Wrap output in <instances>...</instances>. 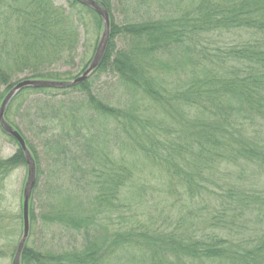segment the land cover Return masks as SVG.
Masks as SVG:
<instances>
[{"label": "trees", "instance_id": "trees-1", "mask_svg": "<svg viewBox=\"0 0 264 264\" xmlns=\"http://www.w3.org/2000/svg\"><path fill=\"white\" fill-rule=\"evenodd\" d=\"M96 1L110 25L91 75L69 88L22 89L5 110V121L18 131L8 120L18 99L62 91L80 97L65 109L67 117L61 109L40 116L53 162L42 183L37 153L24 141L36 166L29 235L35 227H58L82 242L56 251L26 241L19 263L264 264V188L242 191L237 179L219 194L206 192L215 172L229 179L232 168L243 174V164L264 171V135L255 130L264 128V0H188L185 6L180 0L168 15L125 17L121 23L113 18L111 0ZM64 2L0 0V104L19 75L72 81L90 64L102 21L76 0ZM235 31L249 39L210 47V36ZM82 34L89 46L79 59V75L49 71L74 64ZM117 40L124 46L118 48ZM102 75L116 78L128 99L113 106L96 97L93 79ZM0 134L17 146L0 158V259H12L22 234V196L20 211L10 215L4 181L26 163L17 143ZM146 168L157 174H146ZM150 179L173 187L171 197L182 203L174 231L134 213L156 192ZM37 197L44 198L40 207ZM211 207L215 215L208 214ZM240 219L245 225L236 233Z\"/></svg>", "mask_w": 264, "mask_h": 264}, {"label": "rangeland", "instance_id": "rangeland-1", "mask_svg": "<svg viewBox=\"0 0 264 264\" xmlns=\"http://www.w3.org/2000/svg\"><path fill=\"white\" fill-rule=\"evenodd\" d=\"M56 5L65 6L64 0H53ZM176 1L180 0H111L112 6V15L116 23H121L125 17L134 18H148L151 16L154 17H162L164 15H168L175 8L174 5ZM188 0L180 1L181 6H185ZM90 38V36H89ZM208 42L210 47L214 46H222L223 44H229L232 42L246 41L249 37L239 31H235L229 34H221V35H213L209 37ZM85 35L82 34L81 42L78 48V57L76 58L73 65H58L55 67H50L49 71H57V72H69L72 77L79 75L81 71V67L79 66L82 54L89 46L85 41ZM94 37L91 40V43L94 42ZM206 40V39H205ZM206 46V41L201 42ZM117 47L121 48L124 46L121 40H117ZM31 77L28 74H22L15 77L12 81L17 82L22 79H28ZM172 81L176 80L175 78L169 77ZM2 87L0 91H3ZM93 91L96 97L101 100L115 106L116 101L120 98L123 100H127L128 97L124 95L123 92L117 89L116 78L111 75H102L98 78L93 79ZM54 95V96H53ZM80 99V97L72 92V91H62V92H54V93H37L24 98L22 101L19 99L12 104L9 121L11 124L17 127L18 131L21 133L22 137L33 146L34 150L38 156L39 169H40V178L41 183L44 180V177L47 176L49 172V168L52 169L53 162L49 154V148L45 146V140H48L49 137L43 135L41 131L42 127V119L40 116H50L52 112L55 110L61 109L64 111V116H69L68 112H65L70 106L71 102H76ZM11 102V101H10ZM66 113V114H65ZM80 117V116H79ZM89 115H83L82 118H88ZM65 118V117H64ZM65 126L69 125V119L65 120ZM69 128V127H68ZM256 131L262 132L264 135V128H255ZM73 134L71 133L70 136ZM164 138H167L164 137ZM73 141V140H71ZM51 142V141H50ZM17 149V146L10 141L7 137L0 134V158H7L11 156ZM48 152V154H47ZM124 154L127 153L124 151ZM53 170V169H52ZM243 174L241 171L236 168H232V172L229 174V179L226 176L227 174L223 172H215L212 176L217 179L214 184H206L209 196L213 194H219L223 190H226L229 187V184L237 182L238 189L242 191L252 190V188L260 190V188H264V171L260 170L254 165L246 166L243 164ZM150 171L155 172L153 174H157L154 169L146 168L144 172L146 174L150 173ZM152 176V175H151ZM27 177V169L24 166H21L14 171H12L4 181V203L5 207H7L10 215L18 214L20 211V199L22 196V191L24 184L26 182ZM77 179L79 178V173L77 174ZM155 177V176H154ZM70 181L68 174H63L61 177V182L68 185ZM75 185V182L73 181ZM151 186L156 190L154 195L147 196V203L142 205L141 208H137L134 213L144 220L149 219V215L153 222H156V226H162L163 230L174 231L176 230L178 224L181 223V214L179 215V211H181L182 203L177 200V197H171L173 187H169V185H163L158 180L150 179ZM41 187V186H39ZM81 188V186H78ZM83 187V186H82ZM203 192V191H202ZM178 194L182 196L183 200H186V196L182 195L181 191H178ZM43 197H37L35 200V206L40 207L42 203ZM205 200V196L203 198ZM215 207V205L213 206ZM217 207V206H216ZM212 207L208 211V214L215 215V212L212 211ZM19 210V211H18ZM39 209H37L38 211ZM212 211V212H211ZM185 211H183L184 213ZM164 218H167V222L165 223ZM233 228L234 232L240 233L242 230L241 226L245 225V223L240 219ZM152 223V222H151ZM152 225V224H151ZM251 227L248 225L246 229ZM250 229V228H249ZM21 237V232L16 238V244ZM237 238V236L235 237ZM81 236L76 233L62 231L58 227H51L45 230H42L40 227H35L33 233L28 235L27 241H29V245H33L35 247H41L45 249L51 250H67L74 246L78 247L82 240ZM0 245L3 246V242L1 241ZM1 247V246H0ZM11 257L7 256L5 259H0V264H11Z\"/></svg>", "mask_w": 264, "mask_h": 264}, {"label": "water", "instance_id": "water-1", "mask_svg": "<svg viewBox=\"0 0 264 264\" xmlns=\"http://www.w3.org/2000/svg\"><path fill=\"white\" fill-rule=\"evenodd\" d=\"M76 1L88 7L92 11H94L100 17L102 21V31L100 33L99 40L96 46V50H95L94 56L90 64L76 79L72 81H49V80L30 79V78L19 80L5 95V97L3 98L0 104V129L6 136L12 138L17 143L18 147L21 149L23 153L24 160L26 163V169H27V177H26V182L23 187L22 200H21L22 234L18 241L16 251H15L14 257L12 258L11 264H20L19 263L20 255H21V252L25 246L26 240L29 235V226H30L29 207H30L32 191H33L35 180H36V166H35L34 159L32 158L23 137L16 129H14L12 126H10L5 121L4 114H5V110L8 104L10 103V101L22 89H25V88L63 89V88L73 87L85 81L91 75V73L95 70V68L98 66L103 56L106 44L108 42V37H109L110 20H109L108 12L96 0H76Z\"/></svg>", "mask_w": 264, "mask_h": 264}]
</instances>
